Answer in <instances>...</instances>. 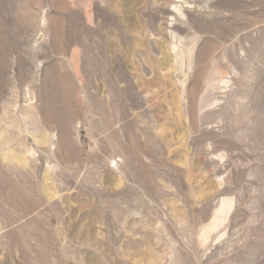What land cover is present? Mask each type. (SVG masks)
I'll return each mask as SVG.
<instances>
[{
	"label": "rangeland",
	"instance_id": "obj_1",
	"mask_svg": "<svg viewBox=\"0 0 264 264\" xmlns=\"http://www.w3.org/2000/svg\"><path fill=\"white\" fill-rule=\"evenodd\" d=\"M0 264H264V0H0Z\"/></svg>",
	"mask_w": 264,
	"mask_h": 264
}]
</instances>
